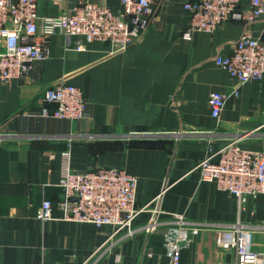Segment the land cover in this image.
I'll use <instances>...</instances> for the list:
<instances>
[{"label": "crops", "instance_id": "0c3cea01", "mask_svg": "<svg viewBox=\"0 0 264 264\" xmlns=\"http://www.w3.org/2000/svg\"><path fill=\"white\" fill-rule=\"evenodd\" d=\"M190 1L158 0L143 40L123 52L80 37L68 44L55 34L49 59L26 78L0 82V264H85L104 243L97 264H170L168 225L151 235L141 230L154 205L136 215L131 236H112V225L68 221L58 207L51 220L37 218L44 199L62 197L64 153L76 171L117 168L137 176L138 207L159 197L165 222L184 214L214 225L183 250L180 264L236 263L237 249L219 247L217 230L238 221L263 225L264 195L249 197L240 212L234 195L201 181L198 165L210 146L218 150L237 136L244 149L264 151V77L234 95L237 81L215 60L232 54L245 32L264 38V19L227 22L186 40ZM81 2L123 10L120 0H38V14L56 17ZM80 41L85 51L76 50ZM62 80L80 87L90 102L83 120L42 115L43 91ZM212 92L230 94L219 125L208 104ZM239 243L242 250L261 251L264 235L249 232Z\"/></svg>", "mask_w": 264, "mask_h": 264}, {"label": "built area", "instance_id": "2783aa9c", "mask_svg": "<svg viewBox=\"0 0 264 264\" xmlns=\"http://www.w3.org/2000/svg\"><path fill=\"white\" fill-rule=\"evenodd\" d=\"M61 1V0H52ZM121 14L109 7L81 2L56 17H40L38 0H0V82L28 77L34 65L50 57V38L65 36L68 44L74 37L87 42L101 41L112 47V52H123L141 42L155 20L158 0H120ZM189 14L187 28L182 36L192 39L196 32L213 33L227 22L244 25L264 19V0H195L185 4ZM77 51H85L81 41ZM216 63L237 81L233 94L251 81L264 77V38H254L245 32L234 49L226 56H217ZM45 106L42 115L68 121H80L86 116L90 102L83 90L65 81H59L43 91ZM230 94L212 92L208 104L211 116L221 124L222 114ZM241 136L225 143L220 149L210 146L207 156L199 163L200 179L213 183L218 190L234 195L240 212L245 210L249 197L264 195V151H250L241 146ZM60 187L62 197L58 203L44 199L37 218L49 221L53 209L60 208L64 218L77 223H91L97 227L112 225V236L137 232L132 225L136 215L153 206V216L142 228L148 235L162 225L164 247L170 264H180L182 252L205 229L214 225L189 220L184 214H171L165 222L161 217L159 197L138 207L137 176L117 168H99L76 171L71 166L69 153L63 155ZM249 232L264 235V224L253 225L238 221L228 229L217 230V244L222 249H237L235 264H264V249L242 250L240 239ZM104 243L85 264H97L105 256ZM150 255V253H148ZM40 264V263H33Z\"/></svg>", "mask_w": 264, "mask_h": 264}]
</instances>
